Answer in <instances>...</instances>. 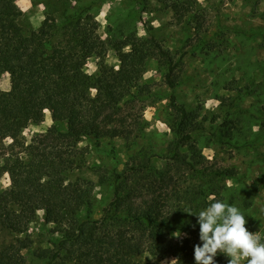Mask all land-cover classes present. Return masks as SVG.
<instances>
[{
  "label": "trees",
  "instance_id": "1",
  "mask_svg": "<svg viewBox=\"0 0 264 264\" xmlns=\"http://www.w3.org/2000/svg\"><path fill=\"white\" fill-rule=\"evenodd\" d=\"M17 1L0 0V78L10 77V90L0 91V179L7 174L10 181L0 193V227L20 236L43 211L59 238L52 249L33 255L48 264H140L133 258L146 253L171 257L172 264H224L213 256L214 234L206 229L204 211L211 203L206 192L183 188L204 161L193 137L202 130L197 112H188L170 96L172 140L161 156L166 162L161 169L151 167L145 148L136 165L121 172L87 168L86 150L79 147L85 137L119 140L127 149L138 142L141 118L129 126L116 123L120 107L138 89L150 62L175 88L170 53L148 31L146 38L131 34L115 45L118 69L101 63L95 75H88L87 60L105 52L91 6L74 15L51 46L54 17L47 15L37 30L26 31ZM172 10L183 15L187 9L174 4ZM46 111L53 126L24 149L26 155L8 153L5 141L18 142L21 132L44 121ZM89 172L113 196L100 219H94L92 183L81 179ZM235 174L228 170L215 176ZM220 191L214 194L215 207ZM172 233L187 237L174 244L168 239ZM30 245L19 238L1 248L0 264H27L23 252Z\"/></svg>",
  "mask_w": 264,
  "mask_h": 264
},
{
  "label": "rangeland",
  "instance_id": "2",
  "mask_svg": "<svg viewBox=\"0 0 264 264\" xmlns=\"http://www.w3.org/2000/svg\"><path fill=\"white\" fill-rule=\"evenodd\" d=\"M174 4L187 10L176 15ZM17 6L24 13L20 23L26 31L37 30L47 15L54 17L57 31L51 46L62 38L71 18L91 6L89 13L105 52L87 60L88 75H95L101 63L118 69L115 45L131 34L146 38L148 31L170 53L175 88H169L165 73L150 62L138 89L120 107L116 123L129 126L141 118L138 142L127 149L119 140L82 138L79 147L86 150L85 166L121 172L136 165L145 148L152 155L151 167L163 168L166 162L161 156L172 140L168 125L173 94L188 112L198 113L202 126L193 137L204 161L183 188L197 186L211 202L204 214L206 229L214 234L213 256L224 264H264V0H18ZM9 90L10 77L5 74L0 91ZM43 120L21 132L18 142L6 140L8 153L26 155L24 149L53 126L49 111ZM66 128L59 125L61 131ZM228 170L235 171L233 178L215 176ZM81 179L92 183L94 219H100L113 200L111 189L99 186L90 172ZM9 186L4 174L0 193ZM219 188L220 205L215 207L212 201ZM43 215L38 211L20 236L0 227V249L26 239L31 243L23 252L27 264H48L33 255L52 249L59 238ZM185 237L172 233L168 239L175 244ZM133 261L174 262L147 253Z\"/></svg>",
  "mask_w": 264,
  "mask_h": 264
},
{
  "label": "crops",
  "instance_id": "3",
  "mask_svg": "<svg viewBox=\"0 0 264 264\" xmlns=\"http://www.w3.org/2000/svg\"><path fill=\"white\" fill-rule=\"evenodd\" d=\"M42 20H43V18H42Z\"/></svg>",
  "mask_w": 264,
  "mask_h": 264
}]
</instances>
